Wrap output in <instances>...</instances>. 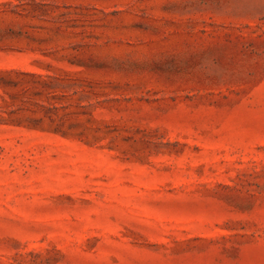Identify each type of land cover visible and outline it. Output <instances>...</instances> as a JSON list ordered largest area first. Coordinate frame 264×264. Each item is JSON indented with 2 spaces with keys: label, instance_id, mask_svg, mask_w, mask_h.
<instances>
[{
  "label": "rangeland",
  "instance_id": "1",
  "mask_svg": "<svg viewBox=\"0 0 264 264\" xmlns=\"http://www.w3.org/2000/svg\"><path fill=\"white\" fill-rule=\"evenodd\" d=\"M0 264H264V0H0Z\"/></svg>",
  "mask_w": 264,
  "mask_h": 264
}]
</instances>
